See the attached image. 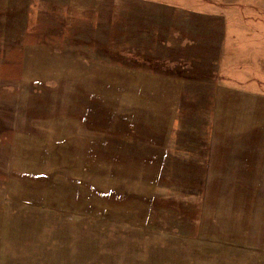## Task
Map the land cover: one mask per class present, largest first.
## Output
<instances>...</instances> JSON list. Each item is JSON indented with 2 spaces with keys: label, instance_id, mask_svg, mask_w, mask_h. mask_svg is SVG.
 I'll return each instance as SVG.
<instances>
[{
  "label": "rangeland",
  "instance_id": "374dc122",
  "mask_svg": "<svg viewBox=\"0 0 264 264\" xmlns=\"http://www.w3.org/2000/svg\"><path fill=\"white\" fill-rule=\"evenodd\" d=\"M262 126L264 0H0V264H264Z\"/></svg>",
  "mask_w": 264,
  "mask_h": 264
},
{
  "label": "crops",
  "instance_id": "0c3cea01",
  "mask_svg": "<svg viewBox=\"0 0 264 264\" xmlns=\"http://www.w3.org/2000/svg\"><path fill=\"white\" fill-rule=\"evenodd\" d=\"M252 125V124H251ZM253 126V125H252ZM262 127H264V126H262ZM258 130V129H257ZM223 149H224V147L223 148H221V152L223 153V154H225L226 153V151H223ZM226 161V160H225Z\"/></svg>",
  "mask_w": 264,
  "mask_h": 264
}]
</instances>
